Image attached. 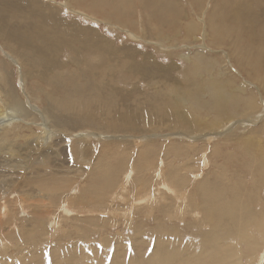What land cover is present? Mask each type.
<instances>
[{"label":"bare ground","instance_id":"bare-ground-1","mask_svg":"<svg viewBox=\"0 0 264 264\" xmlns=\"http://www.w3.org/2000/svg\"><path fill=\"white\" fill-rule=\"evenodd\" d=\"M46 1L48 0H0V39L4 42L7 41L6 47L8 50L17 53L19 56L17 57L26 64L25 66L32 69H30L31 71L26 69V73L29 72L30 77L46 81L53 86L56 85L57 88L61 87L59 89L63 88L66 94L64 98H55L51 94H46L47 105L40 115H43L44 120L49 119V126L46 125L44 130L37 134L32 127L27 126V120L33 119L35 121L38 119V115L35 111L30 110L31 108L27 106V102L22 100L16 87L14 72L9 68L6 60L0 57V99H2V103L9 106L7 112H1L0 109V125L3 126L1 128L3 133L0 135V149L5 151L0 153V158H2L0 163L2 166H10L13 163V160L9 159L13 157L14 154L12 153L16 152L17 155L21 153H19L21 149L30 150L29 144H33L35 148L30 151L31 153L28 151L29 155L26 158H30V161L34 158L35 164L46 165L48 170L40 168L41 166L38 165L36 167L38 171L32 172L29 166V168L23 169L25 172L14 178V182L7 188L0 189V244L7 239H3V235H5V231H8V233L11 231L10 227H16L17 230L21 231L19 235L13 232V238L8 239L14 245L19 244V241L32 243L31 250L21 248L14 252H10L8 249L1 251L0 264H244L245 261L248 264H251V262L264 264V217L253 211L255 208L252 210L257 197L255 196L254 199L251 193L247 192L248 190L243 191L241 181L236 180L233 173L231 176L229 174L224 175L225 172L223 171L228 168L226 165L224 167L222 165L223 171L220 170L225 178L221 176L220 180L218 182L213 181L214 183L205 180L204 177V180H202L200 175L202 172L197 177L192 174L194 179L190 173L188 176L180 174L183 168L193 167L192 172L197 169L198 164H192V167L191 164L182 167L181 162L184 159L182 156L186 155L189 150L197 151L201 149L196 142L174 137L169 140L166 139L167 142L165 141V143L159 142L153 137H151L152 139L134 140V148L138 159L136 161L131 160L127 164L126 157L132 152L125 150L122 146L129 144L126 139L120 140L119 144H115V146L118 145L116 147L120 150H113V153H117L114 156L116 158L108 160L110 163H107L106 173L102 174L96 168L84 183L81 181L84 177L83 174L86 170L91 171L87 164L93 161V153L96 151L94 145L96 142L91 141V137L87 136L90 133L93 134L94 131L85 135V137H78L75 144L71 143L69 137V134L74 135L70 133L72 131L76 132V130L90 127L97 134L105 135L98 138V143H103L102 146L106 150H110L112 148L109 145H112V141H108L109 137L106 135L128 132L129 130L141 135L147 132H159L165 130V128H159L158 125L162 124L167 127L169 122L186 128H180L181 131L185 132L181 136L185 135L190 138L192 134L204 130V128H206L204 131L211 132L209 135L213 136V132L216 131L214 126L218 121L217 116L229 110L232 114L227 117L228 120L238 117V119L247 118L242 121L247 122L248 118L252 119L251 117L254 116L258 106L253 98L255 96L254 91L248 96V86L246 87L242 83L234 86L232 82L234 79L220 80L216 79L215 76L208 79L207 73L214 70L215 66L212 61L205 59V55H202L201 52L194 53L196 54L194 57H191V51L189 52L190 55L185 58L190 63L187 66L189 69L180 70L184 83H176L173 79V70L176 69H173V63L162 64L156 61L151 54L143 53L134 47L124 45L117 47L108 38L106 39L89 26L84 27L72 22L66 24V20L58 12L61 8L58 7L57 10L52 4H49L50 1ZM139 1L141 7H138V10L143 13V7L147 9L151 7L150 15L157 19V22L163 27L162 29L165 25L172 26L175 24L174 19H177V17L186 16L183 13L181 0ZM194 1L199 4L200 0ZM73 2L72 0H64L58 5L62 8H71L70 10L75 13ZM82 2L90 5L91 10H99L100 12V10L108 9L107 11L110 13L105 17L106 21H116L121 25L135 22L132 19V0H79L80 4ZM218 2L215 3L216 5L210 13L208 24L210 31L213 34L216 33L217 36L212 37L208 32L206 34L208 39L211 40L213 45L218 46L229 43L231 45L229 46L236 50L237 44L241 40V34L235 30L237 28L234 29L227 24L238 26L240 27L239 31L243 32L244 30L247 32L249 41L260 43L261 46L256 48L257 51L253 53L258 61L264 60V0H222L220 2L221 8L217 4ZM93 13L92 17L94 16ZM169 16L176 18L172 19ZM85 17L92 19V17ZM75 21L78 22V20ZM93 21L96 20L93 19ZM197 26L199 25L195 26L196 30H198ZM160 28L158 27V29ZM194 29V25L192 26L189 23L186 27L188 36L194 33ZM149 30L143 31L144 35L148 36L149 39H157L161 43L171 42L176 38V35L173 34V36L169 33L162 35L156 33V31L155 33L152 32V29ZM188 36L187 38H189ZM194 39L196 42L198 37L195 35ZM77 43L80 44L79 49H77ZM67 48L76 53L80 52L72 59L68 58V60L63 61L61 56L65 54L64 49ZM83 52L92 56L91 61L96 57L95 63L94 61L93 64L90 63L92 68L89 67L95 73L94 78L89 79L90 75L86 72L90 70H86L85 74L79 75V78L83 79L80 83L76 82L77 74H74V76L62 74L63 70L65 71L71 65L70 62L80 63L81 59L79 60L80 57L77 56L79 54L81 56ZM248 54L250 55V53ZM84 58L83 63L87 62V59L84 61ZM80 65H83L82 62ZM247 65L250 67L249 63L240 64L243 68H247ZM250 68L249 71H252L253 67ZM205 70L207 72H203ZM118 71L122 74L126 73L129 77L139 76L148 84L149 90L147 92H142L140 89L131 91L132 89H127L124 84L118 86L115 83L118 76L115 72L118 73ZM156 78L165 79L164 83L169 84L166 89L155 91L157 89L155 83L158 82L155 81ZM257 79L260 80V77H257ZM51 92L53 93V91ZM136 94L139 98H136L132 103L131 100ZM91 102H96L97 112H92L88 110L89 108H86L89 103L91 105ZM212 113L216 116H211ZM245 113L247 116H239ZM44 115L48 119L47 117L44 118ZM256 119L257 116L250 122H255ZM240 126H242L241 123L238 127ZM202 127L204 128L201 129ZM27 128L30 129L31 135L23 133L22 130H27ZM45 130L48 131V135L45 137L46 140L52 141V138L55 137L53 141L57 140L60 143V141L65 140L64 142L69 144V153L71 152V156L76 160L71 157L69 159L71 158L73 162L80 161L77 168L72 169L69 166L66 167L67 170H65L66 168L62 170L60 169L61 166H57V169H51L55 165L52 159L56 161V157H53L52 154L56 150L51 149L52 143L50 147L43 148L42 142ZM261 131H264V127L262 129L251 127L246 134L248 136L242 137V142L258 145L260 152L263 153L264 146L262 147V145L264 144L261 145V139L259 138L258 141L254 139V134ZM6 132H10L9 134L13 132L12 137L14 139L9 143L1 142V138H5ZM33 135H36L33 140L27 141V144L22 143L23 145H19L18 141H21V138L28 139ZM145 135L148 137L147 134ZM64 148L66 147L64 146ZM64 148L61 150H64ZM67 149L68 146L65 150ZM208 149H211L209 144L204 145L201 149V153H203L200 157L198 170L202 169V166L206 164L205 162L208 163L209 161L208 153L210 151ZM163 151L175 158L170 162H168L169 160L166 162L160 159V163H155L156 159L159 162V158H162L163 155L161 156L160 153H163ZM56 152L58 153V151ZM211 153L213 152L211 151ZM16 155L14 156L16 157ZM235 156L234 158H236ZM257 160L260 162L261 168L264 167V156ZM229 161L232 164L236 160L233 161L231 155ZM102 162L104 160L98 161V169L103 167ZM167 165L171 169L166 172ZM13 166L22 169L23 164H14ZM126 166L127 169L124 171ZM27 171L30 174L26 179H34L32 174L36 173H41L40 177L43 178L45 175L48 179L40 185H35V187L31 185L32 188L22 189L25 186H30L28 183L25 186L19 184L20 180L26 177ZM194 173L198 174L196 171ZM199 176L201 180L197 182ZM80 177L82 178L80 179ZM118 177H122V185L118 183L121 186L117 184ZM131 179L132 183H130ZM261 179L264 182V176ZM155 183L159 187L152 190ZM70 184L72 185L71 188L69 187ZM117 185L121 187L122 191L127 190V193L131 192L130 188L133 187L134 189L133 194L130 193L133 198L125 208L124 214L125 218H128L124 222L125 227H128V225L139 226L134 235L130 236L118 232L116 245L112 243L109 236L105 237V235H101L97 239H93L92 234H87L86 237L77 235L75 236L76 239L67 241L69 243L62 242V239L59 238L60 235L54 239L51 238L54 236L49 234V225L53 226L55 233H58L61 228V235L76 234V232L74 234L73 231L65 228L61 224L62 220L58 219L60 215H63V210H66V213L72 210L78 212L89 211L92 215L87 217L88 220H103L117 225V212L112 213L114 219L97 215L100 211H106L108 196H115L114 192ZM120 187L118 188L120 189ZM167 192L173 194L172 203L159 208L160 213H162L160 217L154 216V203L161 197H165ZM4 196L9 197L1 201ZM198 196H201L200 200H198ZM85 199L89 201V204L85 203ZM12 204L18 207V211L15 207H12ZM141 204L148 205H146L145 210L149 216L141 219L140 223L134 220V222H131L133 216H135L132 210H136ZM21 209L24 210L21 217L23 220L18 221ZM259 212L262 214L261 211ZM189 213L191 215L194 213L195 218L199 216L200 220L196 219L193 222L192 220H186L188 219L186 214ZM151 217L155 221V226L144 231L143 228L149 227L148 219ZM180 219L185 221L184 225L178 223ZM76 220L86 223L85 218L79 219L76 217ZM182 223L184 222L182 221ZM93 229L91 228V230ZM76 231L78 230L76 229ZM126 237L128 241L135 242L136 240L137 242L134 244V248L131 246V250L126 247ZM137 240H140V242ZM111 243L112 248H118L119 245H122L123 248L116 253H112L106 246ZM151 245H155L156 250H158L157 255L154 257L146 255ZM143 251H145V254L142 253ZM134 253L137 254L133 255ZM127 257L130 260L132 259L133 263L131 261L128 263Z\"/></svg>","mask_w":264,"mask_h":264},{"label":"rangeland","instance_id":"rangeland-1","mask_svg":"<svg viewBox=\"0 0 264 264\" xmlns=\"http://www.w3.org/2000/svg\"><path fill=\"white\" fill-rule=\"evenodd\" d=\"M48 1H50L49 4H52L56 9L58 7L61 8V10H59L58 12L63 17V19L66 20V24H68L69 22H72V23H77L78 25L84 26V27L89 26L93 30L97 31L100 35L105 37L106 39L108 38V40L113 42V44H115L117 47H122V45L134 47L143 53L147 52V53L151 54L156 61H159L162 64L173 63V66H172L173 69L176 68L173 70V79L176 81V83H181V84L184 83V80L181 76V71L182 70H188L189 68H187V66H189V64H190L185 60V58L187 56H189L190 53H191V57H194L196 55L194 53L201 52L202 55H205L204 56L205 59H207V60L209 59L210 61H212L214 63V66H215L214 70H211L207 73L208 75H206V76L208 77V79H210L212 76H215L216 79H220V80H222V79L233 80L234 79L232 81L234 83V86L239 84V83L244 84L246 87L248 86V92H247L248 96H250L252 91H254L255 96L253 95L254 96L253 98L255 99V101L258 104V106L256 108L257 110L254 113V116L251 117L252 119L248 118L247 122H242L243 120H245L247 118L238 119V117H234L233 119L230 118L228 120L227 117L232 114L231 110L225 112L224 114L218 115L217 116L218 118H216V119H218V121L214 126L215 127L214 130H216V131L213 130L214 131L213 132L214 134L212 133L213 136L209 135V133L211 134V132L204 131L206 129L204 127L201 128V129L204 128V130H201V131H198V132L192 134L190 136V138L186 137L185 135L181 136L183 133H185L183 130L181 131V129H186V128L183 126L172 124L171 122H169V125L167 127L163 126L162 124L158 125L159 128H165V130H163V131L145 133V134H147L148 137H146L145 134L141 135V134L134 133L132 131L130 132V130L128 132H119L117 134H112V135L109 133L110 135H106V136L109 137V139H111V140L108 139V141H112L111 142L112 145L111 144L109 145V146H111L112 149L106 150L102 146L103 143H98V140H99L98 138L103 137L105 135L97 134L95 132V130L91 129L90 127H85V129L82 128V129L76 130V132L72 131V132H70L71 134H74L72 136L68 132L71 143L75 144L76 139L78 137H85V135H88L90 132L93 133V131H94V133H93L94 135L90 133L87 137H91L90 140L93 142H96L98 145L97 146L96 143H94L95 148H96L95 153H93L94 159L90 164L89 163L87 164V167H90L91 171L86 170L85 173L83 174L84 177L81 181L85 183L86 180H88V178L90 177L92 171L96 168L98 171L100 170L99 171L100 173H102V174L106 173L107 163H110V162H108V160L116 158L114 156L117 153H113V150H120L118 147H116L118 145L115 146L116 143H118V144L120 143V140L126 139V142L129 143L128 145H122V146H124L125 150L132 152V153H129L128 156L126 157L127 158V164H128L131 160L136 161L138 159L137 155H136L137 152H135V148H134V143H133L134 140L150 139L151 137H153V139H157L159 142L165 143L166 139L169 140V139H172L173 137L176 139L183 138V139H187L188 141L196 142L198 144L197 146L200 147L201 149L203 148L204 145L209 144V146L212 150L208 149L210 151V153H208L209 161H208V163L205 162L206 164L203 163L205 166L204 165L202 166L203 170L199 169L200 172L198 170L199 163H200L199 161H200V157L202 156L203 152L201 153V149H199L197 151H193V150L190 151L189 150L186 155L182 156V158L184 157V159H183L184 161L183 160L181 161L183 164L182 167H184L185 165H188V164H191L190 165L191 167L193 166L192 164H198V166L196 167L197 169L194 168V169H196L195 171L198 174L194 173L195 171L192 172L193 167L192 168L189 167L190 168V169L188 168L189 170L187 168L181 169V172H180V174L182 173L181 175L188 176L191 174V176L193 177L192 174H195L197 177L201 172L202 173L204 172V174H202V173L200 174L202 177V180L205 179L209 182L214 183L213 181L218 182L220 180L221 176L225 178L226 174H229V176H231L233 173L236 176V180L241 181L242 190L243 191L248 190L247 192L251 193V195L254 197V199L257 197V200H255L256 203L252 206V210L255 208L253 211H256L257 214L259 213L260 216L264 217V203H263L264 202V182L261 179V177L264 176V167L262 166V168H261L260 162L257 160L259 158H263L264 152L263 153L260 152L258 145L248 144V143L246 144V143L242 142V137L248 136L246 134L251 127H254L257 129H262V127H264V89H263L264 60L258 61V59L256 58V56L253 53V52L257 51L256 48H259L261 46L260 43L259 42L253 43V42L249 41V35L246 34L247 32H245L244 30H243V32L239 31L240 27H238V26L226 23L227 25L232 26V28H234V29L237 28L235 30L237 32H240V34H241V40L238 42L236 50H233V48L230 47L231 45L229 43L228 44H222V45L218 46V45H213L211 40L208 39V37L206 36V34H208V32H210L212 37L216 35V33L213 34L209 29L210 27L208 24H209L210 13L213 10V7H215V5H216L215 3L218 1L221 2L222 0H200L199 4H197L198 2L196 3V1H194V0H181L183 3L182 7L184 9L183 13H184V15L186 14V16H181V17L179 16L180 18L177 17V19H174L176 17L169 16L170 18L175 20V24H173L172 26L165 25L164 29H162L163 27H161V25L157 22V19L155 17H151V15H150V11L152 9L151 7L149 9L143 7V10H144L143 13L141 12V10H138V7H141V2L139 0H132V6H131V9H132L131 11L133 13L132 19H134L135 22H128V23H126L127 25H123V24L121 25L120 23H117L116 21H112V20L106 21L105 17H107V14L110 13L109 11H107L108 9L107 10L104 9L103 11L100 10V12H99V10H91L90 5L84 4L82 2L81 4L84 5V6H82L79 3V0H72V2L74 1L73 4L75 5L73 7L74 10H76V12L74 11L75 13H73V11L70 10L71 8L70 9H67L64 7L62 8L60 5H58V3L60 4V3L64 2V0H54L55 2L51 1V0H48ZM48 1H46V2H48ZM220 2H218L217 4L221 8L222 5H220ZM77 3H79V4H77ZM85 8H86V10H85ZM79 11L80 12L84 11V12L80 13ZM92 11L93 12L95 11V12L93 13ZM92 13L94 15L93 17H92ZM85 16H88L90 18L92 17V19H89ZM149 16H150V18H148ZM93 19L96 21H93ZM115 19H118V18H115ZM143 19H144V21H143ZM67 20H69V21L67 22ZM75 20H78V22ZM145 20H147V21L145 22ZM136 21H138V22H136ZM189 23L192 24V26L194 25V28H195L194 33H192L190 36H188V34L186 32V27H188ZM117 24H119V25H117ZM196 25H199V26H197L198 30H196V27H195ZM144 26L146 27L145 29H144ZM158 27L159 28L161 27V28L158 29ZM146 29H148V30L152 29L151 30L152 32L155 33V31H156V33H160L162 35H166L168 33L171 36L176 35V38L174 41L161 43V42H158L157 39H151V38L149 39L148 36L146 37L144 35V32H143V31H146ZM153 29H154V31H153ZM199 30H200V32H199ZM219 32H220V30H219ZM195 35L199 39V40L197 39L196 42L194 41ZM187 36L190 39L187 38ZM6 45H7V41L4 42V40L0 39V57L2 59L6 60L9 68L12 69V71L14 72L15 81L17 83L16 87L18 88V90L20 92L22 100L27 102L26 104L29 108H31L30 110L35 111L38 115L37 116L38 119H36L35 121H33V119L27 120L28 121L27 126L32 127V129L37 134L41 133L42 130H44V128L46 127V125L49 126L48 125V121H49L48 117L44 115V118L47 117V119H48V120H46V119L44 120L42 118L43 115L42 116L40 115L41 112L43 113L44 107L47 105L46 94H51L55 98H57V97L58 98H64L66 96L65 90L63 88L61 89L64 92L63 93L59 89L61 87L57 88L56 85L53 86V85L47 83L46 81L44 82L43 80H36L35 78L30 77V75H28L29 72L26 73V69L30 70L31 68L29 66H28L29 68L27 66H25L26 64L18 58L19 57L18 54L15 52H12V51H11L12 52L11 53L8 50V48L6 47ZM79 48H80V44L77 43V49H79ZM64 51H65L64 52L65 54H63L64 56L63 55L61 56L62 57L61 59H63V61L68 60V58L72 59L73 57H75L80 52V51H78V53L73 52L70 48L64 49ZM68 53H70V54H68ZM248 53H250V55L251 54H253V55L250 56ZM84 54L85 55L87 54V56H85ZM79 55L77 57L78 58L80 57L79 58V60L81 59L80 63L71 60V61H73V62H70L71 65L68 68H66L65 71L63 70V74L62 73L61 74L62 75L71 74L73 76H74V74L75 75L77 74L78 77L76 79V82H80L83 79L79 78V75L85 74L86 70L87 71L90 70L89 72H86L90 75L88 78L89 79L94 78L95 72H93V69L92 70L90 69V68H92V65H90V63L93 64V61L96 59V57H94V60L91 61L92 56L89 53L83 52V53H81V56H79ZM240 55H241V57H240ZM83 58H84V61H85V59H87V62L85 61V63H83V61H82ZM239 58H240V61H239ZM95 61H94V63H95ZM81 62L83 65H80ZM244 62L246 64L249 63L250 67L251 66L253 67V68L251 67L253 70L249 71V68H250L249 65H247L248 69L246 67L243 68L242 66H240V64H245ZM75 64H77V65H75ZM203 72H207V71L205 70ZM115 74L118 75L117 76L118 82H117V80L115 82L116 84H118V86H121L122 84H124V86H126L127 89H130V90L132 89L131 91H135V90L140 89L142 92H147L149 90V88L147 87L148 84H146L139 76H130L129 77L126 73L122 74L120 71H118V73L115 72ZM204 74H206V73H204ZM257 77H260V80H258ZM164 80H165L164 78H162V79L156 78L155 79V81H158L157 83H155L156 84L155 88H157V89H155V91H160L162 89H166V86L169 84L164 83L165 82ZM234 81L236 82V84ZM150 84L152 85V83H150ZM51 91H53V93ZM44 92H45V95H44ZM136 98H139L138 94H136L133 97V99L131 100L132 103L136 100ZM86 108L87 109L89 108L88 110H91L92 112H95V111L97 112L96 102H91V105L89 103L86 106ZM0 109H1V112H4V111L7 112L9 109V106L7 104L2 103V99H0ZM242 115L247 116L246 113L241 114L239 116H242ZM211 116H216V115L214 113H212ZM256 116H257L256 121L250 122L254 118H256ZM236 121H238V122H236ZM240 123L242 124V126L238 127ZM260 126H261V128H260ZM1 128H3V126L1 127V125H0V135L3 133ZM86 128H88V129H86ZM22 131L24 134H27V135L32 134L30 129H28V128H27V130L24 129ZM190 131L192 132V130H190ZM193 131H195V130H193ZM261 132L254 134V139L258 141V139L260 138L261 139L260 143L262 145V143L264 144V131L262 133ZM9 133L6 132V135H5V138H8V137L9 138L7 140H4L5 138L2 137L1 142L9 143L10 141H12L14 139L12 137L13 132H11V134H9ZM82 133L84 134V136ZM176 133H180V134L175 136L174 134H176ZM47 135H48V131L45 130V132L43 134L44 140L42 142V144L44 146L43 148L48 147V146L50 147V145L52 143L53 145H52L51 149H54V151L55 150L58 151V153L55 151L57 156L55 155V152L52 154L53 157H56V161L52 159V161L55 163V165L52 166L51 169L52 170L57 169L58 168L57 166H61L60 169H62V170H64L66 167H69V166H71L72 169L77 168L80 161H75V162H73V160L71 161V158L73 159L74 157L71 156V154H70L71 152L69 153V151H70L69 150L70 149L69 144L64 142L65 140L63 142L60 141L61 144L57 140L53 141V140H55V137L52 138V141L46 140L45 137ZM35 137H36V135H33L32 137L30 136V137H28V139L21 138L22 140L19 139L21 141H18V143H19V145H23L25 143L27 144L29 141L33 140ZM240 141H241V143H240ZM64 146L66 148L68 146V149L65 150L66 148H64ZM263 146L264 145H262V147ZM29 147L31 148L30 150L29 149H23V150L21 149L19 151V153L21 152L20 154L16 155V152L12 153V154L16 155V157L13 155L12 158H9V159H12L13 163L16 165L23 164L22 169H20L19 167L13 166L14 165L13 163L10 166H2L0 163V189L7 188L11 183L14 182L13 179L21 176V174L23 172H25L23 169H27V168H29V166H30L32 172L37 170L36 167L38 165L41 166L40 168H44L45 170H47L46 165L35 164L34 158H32V161H30V158H26V156L29 155V153H31L30 151L31 150L33 151L35 148V146L33 144H29ZM113 147H115V148H113ZM59 148H60V150H59ZM63 148H64V150H61ZM252 149H254V150H252ZM28 151H29V153H28ZM211 151L213 153H211ZM4 152H5L4 150L0 149V153H4ZM61 152H63V153H61ZM160 154H161V156L163 155L162 158L161 157L159 158V162L156 159L155 163L156 162L160 163L161 161L167 162L168 160H169L168 162H170L171 160H173L175 158L172 155H168L165 151H163V153L161 152ZM235 154H236V156H235ZM67 155H68V157H67ZM211 155H212V157H211ZM231 155L233 156V161L236 160L235 162H232V164L229 161V157ZM234 156L236 158H234ZM246 156H247V158H246ZM69 157H71V158L69 159ZM129 157H131V158H129ZM160 159H161V161H160ZM0 160H2V158H0ZM14 160H16V161H14ZM74 160H76V159L74 158ZM102 160H104V162H102L103 167L100 166L102 168L98 169V165H97L98 161L100 162ZM187 161H188V163H187ZM248 161H249V163H248ZM248 164H250L252 167ZM222 165H223V167H224V165H226L228 167L227 168L228 171L225 169H224L225 171H223ZM126 169H127V166L124 169V171H126ZM169 169H171V168L169 167V165H167L165 168V171L167 172V170H169ZM65 170H67V168ZM220 170L225 172V174H224L225 176L223 175V172H221ZM236 170H238V171H236ZM237 172L238 173L240 172L239 173L240 176L238 175ZM77 173L81 174L79 172H77ZM29 174L30 173H28V171H27L26 177L25 178L23 177L20 180L19 184L20 185L23 184L25 186V184L28 183V184H30V186H25V188H22V189L32 188L31 185H34L33 187H35V185L36 186L40 185L44 180L48 179V178H46L45 175L43 178L40 177L39 175L41 173L32 174L35 180L34 179H26ZM241 174H242V176H241ZM243 174H245V175H243ZM133 175L131 176L132 179H133ZM122 177L121 178L118 177L117 184L120 183L122 185ZM201 177L200 176L198 177L197 182H199V180H201L200 179ZM203 177H204V179H203ZM81 178L82 177H80V179ZM132 179H131L130 183H132ZM193 179H194V177H193ZM26 180H27V182H26ZM120 184H118V185H120ZM72 185H73V183H72ZM72 185L69 187L71 188ZM118 185H117V188L114 192L115 196L114 197L108 196V199H107L108 202L106 204L107 208L105 207L106 211H100V212L98 211L100 214L97 213V215L100 217L104 215V216L109 217V219H111V218L114 219V216H112L113 215L112 213L117 212V214H118V216H117L118 217V221H117L118 224L117 225L104 222L103 220H88L87 217L92 215V213L89 211L78 212V211L72 210V211L66 213V210H63V215H60L58 219L62 220L61 224H63V226L65 228H68V230L73 231L74 234L76 232V234L73 235L71 233L68 235H61L62 234L61 228L59 229L58 233H55L53 226L49 225L48 226L49 234H51V236L52 235L54 236V237H51V236L50 237L52 239H54L60 235L59 238L62 239V242L69 243L67 241L72 240V239H76L75 236H77V235H82V236L86 237L87 234H92L93 239H97L101 235H103V236L105 235V237L109 236L112 239V243L114 245H116L118 242V238H117L118 232L124 233L125 235H130V236L134 235V233H136L139 226L136 225V227H135L133 225H128V227H125L126 225L124 223L128 219L127 217L125 218V215H124L125 211H126L125 208L127 207V205L131 202V200L133 198V196L131 194H133L134 189L131 185L132 188H130L131 189V192H130L131 194H130V193H127V190L122 191V189L120 187L121 185L120 186H118ZM157 185L158 184L155 183L154 186L152 187V190H155L156 187H159V185L158 186ZM69 187H68V189H69ZM118 187H120V189ZM244 188H246V189H244ZM191 190H193V189H191ZM135 194H136V192H135ZM257 194H259L260 196ZM118 196H120V197H118ZM172 196H173L172 193L167 192L165 197H161V199L156 200V202L153 205L155 208L154 212H153V215L155 214L154 216L160 217V215H162V213H160V211H159V208L161 206L164 207L165 205L167 206V204L172 203ZM6 197H9V196H6ZM6 197L4 196L1 199V201H3V199H5ZM200 197L201 196H198V200L201 199ZM85 203L89 204V201L87 199H85ZM146 205L147 204H141L139 206L140 209L136 208L137 211L132 210V213H133V215L135 213V216H133L131 222L137 221V223H140L141 219L149 216V214L146 213V210H145L146 207L148 206V205L147 206ZM155 205H157V206H155ZM12 207H15V206L13 205ZM15 208L18 211V207L16 206ZM30 210H32V208H30ZM22 211H24V210L21 209L20 219L18 221L23 220V218H21V217L23 216L24 212H22ZM25 211H26V209H25ZM33 211H34V209H33ZM55 211H57V210H55ZM259 211H261L262 214H260ZM25 213L27 214V212H25ZM180 214H182V213L180 212ZM193 214L194 213H192V215ZM192 215H191V213L186 214V217L188 218L186 220H188V221L192 220V222L196 221V219L198 221L200 220L199 216L197 218H195L196 216H194V215L192 216ZM142 216H144V217H142ZM76 217L79 219L85 218L86 223H82L81 221L76 220ZM148 221H149L150 225H149V227L143 228L144 231L150 227L152 228L153 226H155V221L153 220L152 217L149 218ZM182 221L184 223H182ZM178 223L181 225H184L185 221L180 219V222L178 221ZM91 228H94V229L91 230ZM10 229H11V231L9 233H8V231L4 232L5 235H3L4 236L3 239L7 238L6 239L7 241L4 240V242H2L0 244V252L4 251L6 249H8L10 252L17 251L21 248L26 249V250L32 249L31 248L32 247L31 242L19 241V244L14 245L12 241H9L8 239L13 238V236H14L13 232L16 235H19L21 233V231L17 230L16 227H10ZM76 229L78 231H76ZM79 230H81V231H79ZM22 232H23V229H22ZM125 241H126V247L129 250H131V246H132V248H134V244L137 243L136 240H135V242L128 241L127 237H126ZM137 241L140 242V240H137ZM112 243L106 245L108 247V250H110L112 253H116V252H118L119 249L123 248L122 245H119L118 248H115V247L112 248L111 247ZM2 246H4V247H2ZM149 247L150 248L148 249L146 255L150 256V257H154L155 255H157L158 250H156V246L151 245ZM142 253L145 254V251H143ZM136 254L137 253H134L133 255H136ZM150 257H148V258L150 259ZM108 259H110V258H108ZM127 260H128V263L130 261L133 263L132 259L130 260L128 257H127ZM255 262H256V260H255ZM108 264H114V263H108ZM244 264H248V263L245 261ZM251 264H254V262H251Z\"/></svg>","mask_w":264,"mask_h":264}]
</instances>
